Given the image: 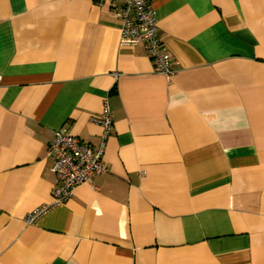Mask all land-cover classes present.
Segmentation results:
<instances>
[{"label": "crops", "instance_id": "1", "mask_svg": "<svg viewBox=\"0 0 264 264\" xmlns=\"http://www.w3.org/2000/svg\"><path fill=\"white\" fill-rule=\"evenodd\" d=\"M152 5L171 75L110 5L0 0V264H264V0ZM106 98L108 171L27 224Z\"/></svg>", "mask_w": 264, "mask_h": 264}, {"label": "built area", "instance_id": "2", "mask_svg": "<svg viewBox=\"0 0 264 264\" xmlns=\"http://www.w3.org/2000/svg\"><path fill=\"white\" fill-rule=\"evenodd\" d=\"M117 2L118 0H95L100 7L106 5L113 7L116 15L122 19V45L134 47L144 44L156 69L171 75L174 72L173 58L158 36L157 16L152 0ZM1 80L0 75V82ZM92 119L102 127V141L97 148L68 130L56 131L48 147V156L53 160L52 170L58 178V184L53 188L52 199L49 202L27 214L25 218L27 224L39 221L55 207L67 203L81 184L91 183L96 176L108 171L104 154L107 139L113 130V121L107 98L101 115Z\"/></svg>", "mask_w": 264, "mask_h": 264}]
</instances>
